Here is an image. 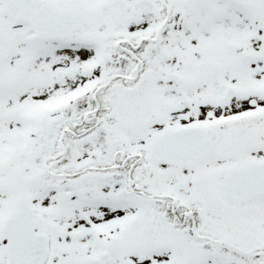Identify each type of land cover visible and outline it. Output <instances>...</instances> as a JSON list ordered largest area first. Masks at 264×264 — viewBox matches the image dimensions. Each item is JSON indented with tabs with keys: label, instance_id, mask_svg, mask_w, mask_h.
<instances>
[{
	"label": "snow or ice",
	"instance_id": "obj_1",
	"mask_svg": "<svg viewBox=\"0 0 264 264\" xmlns=\"http://www.w3.org/2000/svg\"><path fill=\"white\" fill-rule=\"evenodd\" d=\"M0 264H264V0H0Z\"/></svg>",
	"mask_w": 264,
	"mask_h": 264
}]
</instances>
